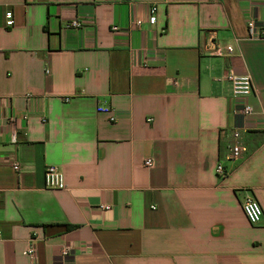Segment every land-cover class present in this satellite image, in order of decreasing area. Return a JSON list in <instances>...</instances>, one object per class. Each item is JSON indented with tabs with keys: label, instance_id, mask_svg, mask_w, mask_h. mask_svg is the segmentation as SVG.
<instances>
[{
	"label": "crops",
	"instance_id": "crops-1",
	"mask_svg": "<svg viewBox=\"0 0 264 264\" xmlns=\"http://www.w3.org/2000/svg\"><path fill=\"white\" fill-rule=\"evenodd\" d=\"M152 5L155 24L132 27ZM248 21L264 35V0H0V264H264V39ZM229 67L252 80L246 119ZM48 166L64 190L44 187Z\"/></svg>",
	"mask_w": 264,
	"mask_h": 264
},
{
	"label": "built area",
	"instance_id": "built-area-1",
	"mask_svg": "<svg viewBox=\"0 0 264 264\" xmlns=\"http://www.w3.org/2000/svg\"><path fill=\"white\" fill-rule=\"evenodd\" d=\"M156 11L157 8L155 5L149 7V17L147 21L142 19H133L130 22V25L136 29H140L144 26L145 23L149 25H154L156 22ZM4 24L6 28H12L14 26V16L10 9H7L4 12ZM248 31V39L249 40H262L264 39V35L260 32L258 27L255 25L253 21H248L247 24ZM82 27V22L80 20H72L65 24L64 28L66 30L70 29H80ZM112 32H118L120 29L116 26H112L110 29ZM234 46L227 44L221 45L216 44L214 50L212 51V55L231 58L234 55ZM227 83H229L231 87V92L234 98L239 101V109L238 114L242 119L248 118L253 109L248 102L249 97L253 94V85L251 77L248 73L246 74H237L233 68L229 67L226 69L224 78ZM98 113L109 115V121L115 122L116 116L113 109L110 107L100 106L97 108ZM221 136H227L229 138L228 144V153L225 157L227 162H236L242 159V157L246 153V146L244 141V131L242 129H234L230 132L221 131ZM143 166L145 168H151L153 166V160L151 158H147L143 162ZM12 169L17 173L20 170V166L18 163L14 162L12 164ZM216 175L218 178H224L227 174V171L224 168L222 163H219L215 169ZM44 187L48 190H64V177L62 172L55 166H48L44 171ZM242 212L251 225H257L262 218V211L259 204L254 200L253 197L247 196L241 203ZM33 239H30V244L25 250L24 254L30 257L35 255V246L32 243ZM74 250L71 246H64L60 251V258L64 261Z\"/></svg>",
	"mask_w": 264,
	"mask_h": 264
}]
</instances>
